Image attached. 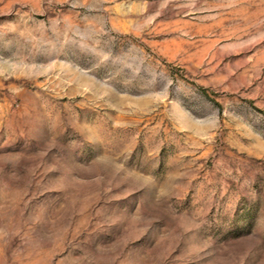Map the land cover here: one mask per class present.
Listing matches in <instances>:
<instances>
[{"label":"rangeland","instance_id":"374dc122","mask_svg":"<svg viewBox=\"0 0 264 264\" xmlns=\"http://www.w3.org/2000/svg\"><path fill=\"white\" fill-rule=\"evenodd\" d=\"M0 264H264V0H0Z\"/></svg>","mask_w":264,"mask_h":264}]
</instances>
